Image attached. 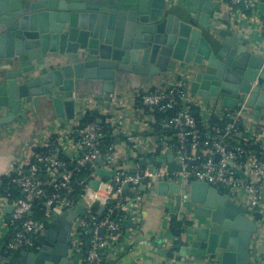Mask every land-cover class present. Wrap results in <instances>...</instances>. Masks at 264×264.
I'll return each instance as SVG.
<instances>
[{
    "label": "water",
    "instance_id": "1",
    "mask_svg": "<svg viewBox=\"0 0 264 264\" xmlns=\"http://www.w3.org/2000/svg\"><path fill=\"white\" fill-rule=\"evenodd\" d=\"M185 1L175 12L167 0H0V128L26 123L24 111L31 107L73 120L72 93L87 88L94 95H111L134 77L154 79L175 69L186 75L191 95L264 118V46L229 27L218 28L222 15L212 0ZM173 159L150 156L138 165H165ZM95 163L99 179L87 183L93 191L115 174L100 159ZM235 173L245 178L241 171ZM182 191L176 182L157 183L160 196ZM186 191L183 199L193 210L187 239H177L183 245L179 257L190 251L207 264H264V255L253 249L262 230L261 213L246 215L227 194L204 182L192 181ZM87 209L89 205L80 204L59 214L39 249L21 251L13 264H69L73 223ZM103 211L101 207L97 214ZM121 227L136 225L126 219Z\"/></svg>",
    "mask_w": 264,
    "mask_h": 264
},
{
    "label": "built area",
    "instance_id": "2",
    "mask_svg": "<svg viewBox=\"0 0 264 264\" xmlns=\"http://www.w3.org/2000/svg\"><path fill=\"white\" fill-rule=\"evenodd\" d=\"M256 1L230 0V9L235 10L240 19H243L246 13L253 9ZM260 27L264 30V22ZM190 96L184 76L173 79L163 89L138 94L135 104L150 119V129L153 132L148 141L152 142L154 136L157 143L145 145L132 136L126 138V143L133 153L140 151L142 156L156 158L173 155L178 163L176 170H169L166 164H156L131 173L118 163L116 144L110 145L105 151L102 149L104 136L98 123L80 125L79 122H74L64 133L68 142L80 152L73 159L71 168H68L67 162L61 159L64 155L63 148L54 137H48L40 147H37L47 149L46 153L32 151L30 157L13 161L6 177L12 178L11 182L19 186L23 196L12 198L9 193L0 195V229L11 230L16 227L10 238L4 241L0 264L10 263L15 252L34 249L38 239L59 214L80 204L89 205L90 209L73 223L70 234L73 256L77 264H103V253H107L108 250L112 252L110 246L121 232L119 223L110 220L109 216L115 210L123 214L128 213L127 199L123 193L124 186L136 190L141 185L150 189L162 181L176 182L181 187H187L192 181L204 182L213 187L224 188L230 201L239 206L246 215L261 213L264 223L262 203L264 159L247 148L252 137H247L241 129L243 112L228 110L215 102H202L201 105H197L190 100ZM196 105L199 121L190 111L191 107ZM154 112H170L171 115L157 122ZM213 117L224 120V125L221 127L212 125ZM156 123L163 132L160 136L154 135L153 125ZM198 123H201L206 131L204 137H201L202 132L198 129ZM174 142L178 143L177 146ZM215 156H218L217 161ZM136 158L142 157L137 155ZM97 159L102 161L101 166L104 169L115 174L110 179H102L98 189L93 191L88 188L87 183L92 179H99L95 174L98 168L95 163ZM39 164L45 167L47 175L45 183L37 178L40 172ZM82 170L91 172L87 180L77 181L82 185V193L76 199L70 195V184ZM235 170L241 171L245 178L237 176ZM44 185H50L52 189L49 196H45ZM41 197H45L44 219L29 218L33 200ZM111 200H115L116 203L113 207H107V216L97 219L92 213V208L97 205L105 210ZM6 206L12 208L9 219L3 213ZM100 229L104 230L103 235L98 234ZM79 233L88 236L87 241L79 236ZM1 238L0 234V243Z\"/></svg>",
    "mask_w": 264,
    "mask_h": 264
},
{
    "label": "crops",
    "instance_id": "3",
    "mask_svg": "<svg viewBox=\"0 0 264 264\" xmlns=\"http://www.w3.org/2000/svg\"><path fill=\"white\" fill-rule=\"evenodd\" d=\"M59 1L67 4L92 2V0ZM184 1L167 0L169 4H172L168 5L169 8L175 12L181 10L180 6L186 3ZM212 1L216 3L217 10L222 15L221 20L218 22V28L229 27L235 33L251 39L256 46H264V30L260 27V24L264 22V0H257L253 9L247 12L243 19H240V15L235 10L230 9V0ZM209 22L214 23L215 21L210 19ZM180 76H184L187 80L186 75L177 69L169 70L154 79L134 77L127 87L121 91H114L111 95H94L88 93L87 88L80 89L81 92L72 93V97L76 101L73 120L57 118L53 110L45 107H40L38 111H35L32 107L25 110L26 123L15 121L11 125L0 128V184L2 177L6 176L12 167L13 161L16 159L24 160L27 156L30 157L31 152L40 147L48 137H54L58 141L63 148L64 157L72 162L80 152L72 143L68 142L64 133L71 124L80 121L86 110H96L102 116L105 126L110 129L115 139L113 143L117 145L116 157L118 163L130 171L135 168L140 170L143 167H139L138 162L142 158L148 159L150 156H142L140 151L133 153L126 143V138L132 136L145 145L153 144V142L157 143V138L153 136V141H148L149 137L153 135L149 124L150 119L136 106V98L138 94L154 89H163L169 82ZM190 100L197 105L205 102L195 95H191ZM8 112L6 109L2 115ZM240 126L247 137H252L248 144L249 147L258 157L263 158L264 118L256 119L251 112L243 113ZM137 155L142 158H136ZM166 165L172 171L178 168L175 159ZM218 188L220 194H227L224 188ZM125 191L128 193V195L126 194L128 213L124 214V217L125 220L128 219L134 223L136 227L134 229L122 227L123 230L118 234V238L110 246L112 252L108 250L107 253H103V264H207L206 260L192 258L190 251L187 253V257H179L183 245H179L177 242L178 237L170 232V222L174 218L181 224L183 222L180 236L184 238L182 241L187 239L185 230L188 221L191 219L193 207L186 204L183 199L187 195L186 187H183L182 195L179 196L169 193L166 196L158 195L157 183L145 191L129 188H126ZM8 207L6 206L3 209L5 217L10 215ZM261 227V233H259L253 249L264 255V223ZM0 230L2 235L1 247L2 242L10 238L14 230L6 228ZM44 234L40 237L42 242ZM169 250H173L171 257L167 255ZM77 263L76 258L73 256L69 264Z\"/></svg>",
    "mask_w": 264,
    "mask_h": 264
},
{
    "label": "trees",
    "instance_id": "4",
    "mask_svg": "<svg viewBox=\"0 0 264 264\" xmlns=\"http://www.w3.org/2000/svg\"><path fill=\"white\" fill-rule=\"evenodd\" d=\"M191 113L196 117V119L199 121V111H198V108L196 107H191L190 109ZM154 117L156 118V121L159 122L161 119L165 118V117H168L171 115L170 112H167V113H158V112H154L153 113ZM100 121V122H98ZM89 123H98L100 127H102V130H103V147L102 149L105 151L110 145L114 144L113 142L115 141L113 135L111 134L110 132V129H108L104 122H103V119H102V116L96 111V110H86L82 116V118L80 119L79 121V124L80 125H85V124H89ZM211 123L212 125H216V126H223L225 121L222 120V119H219L218 117H213L211 119ZM198 129L202 132L201 134V137H204L205 136V133L206 131L203 129L201 123H198ZM154 127V135L155 136H160L162 135V131L161 129H159L157 123L155 125H153ZM177 142H174V145L177 146ZM247 148H250L249 145ZM252 150V148H250ZM47 149H44V148H37L34 150L35 153H46ZM61 159L66 161L67 162V167L68 168H71L72 166V162L67 160L64 155L61 156ZM33 161V159H32ZM39 168H40V172L38 173L37 175V178L40 182L42 183H45L46 182V179H47V175H46V172H45V167L43 164H39L38 165ZM91 171L89 170H82L80 172H78L76 174V176L74 177V180L72 181V183L70 184L71 186V193L70 195L76 199H78L82 193V185H79L78 182L79 181H85L88 179V176L90 174ZM11 179L12 178H8L6 176H3L2 179H1V184H0V195H4L5 193H9L10 196L12 198H21L23 196V193L21 192L20 188L18 185L16 184H13L11 182ZM78 181V182H77ZM44 190H45V196H49L52 189L50 188V185H44L43 186ZM124 195L126 196V194L128 195V193L124 190ZM130 195V194H129ZM44 201H45V197H41V198H38V199H35L33 200L32 202V208H31V211L29 212V218H32L34 220H43L44 217H43V211H44ZM116 201L115 200H111L107 203V206H106V209L102 212L101 215H98L97 212H98V209L99 207L97 205H95L93 208H92V213H94L97 217V219H103L104 217L107 216V207H113L115 205ZM7 219H9V216L6 217ZM109 219L112 220V221H116L119 223V226H120V229H119V232L122 231V227H121V224L122 222L125 220V217H124V214L120 211H114L112 214H110L109 216ZM183 222L182 224L178 221H176L174 218L171 220L170 222V232L175 236V237H179L180 236V233L183 229ZM14 228L16 227H13V230ZM85 241L87 239L88 236H84L82 235L81 236ZM42 244V240L41 238L38 239L37 243H36V247L30 251L32 252H36L39 247L41 246ZM85 247L86 246V242H85ZM0 253L2 254L3 251L2 249H0ZM173 254V250H169V252L167 253L168 257L172 256ZM20 255V252H15L13 254V257L10 261V263L8 264H13L14 261L19 257Z\"/></svg>",
    "mask_w": 264,
    "mask_h": 264
}]
</instances>
